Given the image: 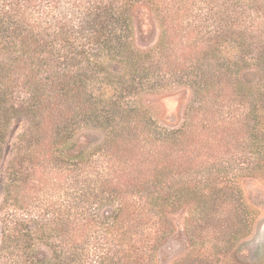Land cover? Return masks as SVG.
<instances>
[{"label":"trees","instance_id":"1","mask_svg":"<svg viewBox=\"0 0 264 264\" xmlns=\"http://www.w3.org/2000/svg\"><path fill=\"white\" fill-rule=\"evenodd\" d=\"M143 1L164 11L167 35L174 45L177 44L181 23L193 10L186 4L187 1L174 6L175 2L166 3L164 0H122L117 9L114 5L117 0H0L1 144L14 114L16 120L22 118L24 122L32 123L31 129L26 128L24 135L27 138L23 140L24 157L30 172L21 179L16 178L18 172L12 169L8 172L9 179L22 182V187L16 185L13 188L15 192L3 199L5 207L1 220L0 264H103L106 259H113L115 264H120L125 251L122 250L123 242L113 234V230L122 218L141 217L152 202L151 197L143 198L140 195L142 192L135 195L126 193L125 182L135 178L138 172L144 185L149 181L161 184L154 181L152 176L158 178L170 173L163 164L166 160L170 165H178L173 174L183 186L205 191L201 195L204 199L200 202L203 206L208 203L210 208L218 206L214 209V215L207 213L208 208L202 209L206 218L210 219L202 225L197 237L200 243L223 241L216 237L217 230L229 228L235 237L236 234L243 235L250 228L242 192L226 172L235 155H240L241 160L248 154V150L234 151L230 144L232 136L240 131L233 121H222V130H217V125H210L203 131L205 140L220 131H223V137L216 144L210 143V146L203 143L198 159H186L181 163L173 158L181 155L173 153L171 144L185 137L182 130L173 131L168 137L166 134L163 146L160 145L155 153H151L150 160L143 158L140 161L137 157L124 156L125 161L135 159L130 165L133 169L128 163L124 165V162L119 161L122 156L116 162L110 160V145L124 144L119 140L121 131L116 128L117 116L115 112L103 110L100 101L93 100V94L87 93L89 82L85 80L92 79L96 67L98 70L106 62L97 59L100 50L119 49L118 55L122 59L127 57L123 55L124 50L131 47L127 14ZM199 2L203 7L198 9L203 11L201 14L206 20L214 19V23L217 19L221 20L220 24L227 28L225 36L229 40L237 29V39L249 43L243 47V50L251 51L246 61L243 59L244 62L260 61L264 64V0ZM118 26L120 31L125 29L128 35H116ZM216 40L217 43H225L224 39L220 41L217 37ZM182 48L185 49V57H194L189 54L193 51H188L187 45ZM112 59H109L110 62ZM104 71L106 74L103 73V76L108 84L117 77L113 69L112 72L111 69ZM190 73L180 69L175 76L188 78ZM235 73L236 70L229 71L228 81ZM194 77L197 75L194 74L189 80ZM135 78L134 74V79L129 83L111 87L118 94L119 101L131 93L130 86L135 92V82L142 86L141 79L136 81ZM108 84L101 82L97 91L104 89L101 95H106ZM232 92L241 94L239 101L243 104L237 111L247 118L250 112L245 111V102L250 93H241L239 90ZM256 95L264 101V84L262 88L259 86ZM94 120L109 128V144L101 147L95 158L87 160L65 152L74 132ZM240 120L243 124L244 119ZM190 137L193 141L187 146L196 143V132L193 131ZM165 143L168 145L165 146ZM129 150L122 149L128 154ZM256 152L251 151L249 155L254 156ZM260 153L264 154V140ZM159 157L162 158L156 160ZM45 159L54 162L44 171L42 165ZM195 170H207V173L191 177L189 173L192 175ZM40 172L43 174L40 175ZM36 173H39V177L35 180ZM52 174L59 177V185L40 188L41 184L37 181ZM50 187L55 189L52 194L48 192ZM110 201L115 207L113 214L108 217L101 209L105 202ZM50 226L55 227L51 229ZM60 226L64 228L59 230ZM53 231L57 233L51 237ZM42 237L55 241L52 246L45 247L40 241ZM139 251L143 252L141 249Z\"/></svg>","mask_w":264,"mask_h":264},{"label":"rangeland","instance_id":"2","mask_svg":"<svg viewBox=\"0 0 264 264\" xmlns=\"http://www.w3.org/2000/svg\"><path fill=\"white\" fill-rule=\"evenodd\" d=\"M119 1L122 0L114 3L117 9L121 4ZM164 1L175 2L174 6L187 1L186 4L193 8L191 14L181 23L178 43L174 45L167 35L164 11L156 9V6L149 2H139L137 8L127 14L131 36V47L124 50L123 54L127 57L122 59L118 55L119 49L100 50L97 59H104L106 62L98 67V70L96 67V74L92 79L85 80L89 82L87 93L93 94V100L100 101L99 105L104 108L103 110L115 112L117 116L116 128L121 131L119 140L124 144L110 145V160L113 163L122 156L119 161L124 162V165L128 163L129 166L135 159L125 161L126 155L131 158L137 157L140 161H143V158L150 160L151 153H155V149L160 145L163 146L166 134L168 137L173 131L182 130L185 137L174 145L171 144L173 153L181 155L173 158L181 163L186 159H198L203 143L210 146V143L216 144L218 139L223 137L221 135L223 131H220L219 134L215 133L212 138L205 140L203 131L210 125H217V130H222V121H233L236 129L240 131L232 136L230 144L234 151L248 150V154L241 160L240 155H235L226 172L242 192L243 207L248 211L247 220L251 225L243 235L236 234L233 237V233L227 228L224 231H216L218 233L216 237L223 241L200 243L197 237L203 228L202 225L210 219L206 218L202 209L208 208L207 213L214 215L213 212L216 211L214 209L218 206L210 208L209 203L203 206L200 202L204 199L201 195L205 194V191L183 186L179 178L173 174L178 165H170L166 160L163 164L168 167L169 176L163 174L156 178L151 175L154 181L161 184L149 181L144 185L140 174L135 171L137 176L125 182L126 193L135 195L142 192L140 195L143 198L151 197L152 202L141 217L122 218L119 220L120 224L113 230V234L120 238L121 243L123 242L122 250L125 251L121 255L120 264H264V154H259L264 140L262 134L264 101L261 96L256 95L259 86L262 88L264 84V64L260 61H254L253 64L244 62L243 59L246 61L251 51L243 50V47L249 43L237 39L236 36L239 34L237 29L229 40V37L225 36L227 28L220 24L221 20L217 19L214 23V19L206 20L204 14H201L203 11L198 8L203 6L199 0ZM117 29L116 35H128L125 29L120 31L119 26ZM217 37L220 41L224 39L225 43L214 41ZM186 45L188 51L190 49L193 51L189 53L194 55L193 58L185 57L186 52L182 47ZM109 59H112V62ZM105 69H111V72L113 69V74L117 73V77L109 84L103 76V73L106 74ZM180 69L191 71L190 76L177 78L175 73ZM230 70H236V73L228 81ZM134 74L136 81L141 79L143 87L135 82V92L130 86L131 93L119 101L118 94L111 90V87L129 83L134 79ZM194 74L197 77L189 80ZM101 82L108 84L106 95H101L104 89L97 91ZM234 90L250 93L245 102V111L250 112L247 118H243V114L237 111L242 108L239 106L243 102L239 101L241 94L233 93ZM16 117L15 114L12 116V124L5 134V139L2 144L0 141V247L1 220L5 207L3 199L9 197L11 192H15L16 185L22 187V182L17 183L9 179L8 172L11 169L18 172L16 178L20 179L30 172L24 157L23 140L27 138L24 135L26 128L31 129L32 123L24 122L22 118L16 120ZM240 119H244L243 124ZM193 131L197 134L196 143L187 146L193 141L190 137ZM108 135L109 128L103 123H97L96 120L87 122L74 132L65 152L78 155L84 158L83 160L95 158L98 150L109 144L111 138ZM167 145L165 143V146ZM123 148H129V154L122 151ZM251 151L257 152L250 156ZM160 158L162 157L156 160ZM15 160L20 162L16 163ZM53 162L51 159H45L43 170ZM130 169L133 168L130 166ZM207 170H195L192 175L189 174L191 177H200L205 175ZM41 174L43 173L40 172ZM38 177L39 173H36L35 180ZM57 180L59 177L52 174L40 178L37 182L41 184L40 188H45L49 185H59ZM54 191L53 187L48 190L51 194ZM41 192L43 194V191ZM113 205L112 201L105 202L101 212L110 217L115 207ZM54 227L50 226L51 229ZM61 227L63 226H60L59 230ZM53 233L57 231H53L51 237ZM170 237L171 240L168 241ZM42 238L40 241L45 247L52 246L55 241L52 238ZM140 249L143 252H140ZM103 264L115 262L113 259H106Z\"/></svg>","mask_w":264,"mask_h":264}]
</instances>
